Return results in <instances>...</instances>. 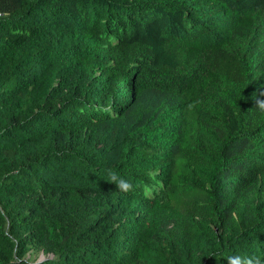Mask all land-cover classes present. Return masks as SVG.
Instances as JSON below:
<instances>
[{
	"label": "trees",
	"instance_id": "1",
	"mask_svg": "<svg viewBox=\"0 0 264 264\" xmlns=\"http://www.w3.org/2000/svg\"><path fill=\"white\" fill-rule=\"evenodd\" d=\"M261 88L264 0H0V264L264 260Z\"/></svg>",
	"mask_w": 264,
	"mask_h": 264
},
{
	"label": "clouds",
	"instance_id": "2",
	"mask_svg": "<svg viewBox=\"0 0 264 264\" xmlns=\"http://www.w3.org/2000/svg\"><path fill=\"white\" fill-rule=\"evenodd\" d=\"M253 100L254 104L252 108L258 113L264 114V88H261L255 93ZM109 182L114 184L122 192L127 193L133 191V185L126 179L117 176L115 173L109 174ZM226 264H264V260L258 256H229L226 258Z\"/></svg>",
	"mask_w": 264,
	"mask_h": 264
},
{
	"label": "rangeland",
	"instance_id": "3",
	"mask_svg": "<svg viewBox=\"0 0 264 264\" xmlns=\"http://www.w3.org/2000/svg\"><path fill=\"white\" fill-rule=\"evenodd\" d=\"M52 256V254H50ZM49 255L44 251H35L31 250L25 257V259L29 262V264H33L34 262L45 259Z\"/></svg>",
	"mask_w": 264,
	"mask_h": 264
}]
</instances>
